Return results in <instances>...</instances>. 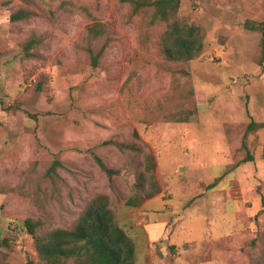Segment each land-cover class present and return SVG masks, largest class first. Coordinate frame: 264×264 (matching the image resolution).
<instances>
[{
  "label": "rangeland",
  "instance_id": "1",
  "mask_svg": "<svg viewBox=\"0 0 264 264\" xmlns=\"http://www.w3.org/2000/svg\"><path fill=\"white\" fill-rule=\"evenodd\" d=\"M17 9L30 14L10 21ZM129 12L121 0H0V264H45L17 224L40 218L42 238L99 193L134 264H264L263 127L246 135L253 160L240 162L247 122H264V0H180L177 19L204 44L185 61L163 56L165 25L150 10ZM94 21L105 34L89 39ZM102 45L92 69L86 48ZM142 152L159 191L131 206Z\"/></svg>",
  "mask_w": 264,
  "mask_h": 264
},
{
  "label": "trees",
  "instance_id": "2",
  "mask_svg": "<svg viewBox=\"0 0 264 264\" xmlns=\"http://www.w3.org/2000/svg\"><path fill=\"white\" fill-rule=\"evenodd\" d=\"M129 5V14L134 16L139 12L150 10L149 22H162L165 27L161 32L159 45L163 56L168 60L185 61L198 55L203 49V37L197 26L180 22L176 12L180 0H121ZM30 12L25 9H17L10 13L9 20L17 21L29 16ZM255 28L254 25H249ZM261 36L259 42L260 61L264 57V23L259 27ZM104 22L94 21L87 27L89 39H96L105 34ZM104 45L98 50L87 47L89 65L92 69L98 66L103 54ZM264 128V122H256L252 118L247 122L240 148L245 150L240 162L253 160L249 152L245 137L249 132L258 128ZM102 144H114L117 148H128L141 151L133 144L105 140ZM144 161L142 172L137 182L132 184L140 195H129L125 203L136 205L146 199L155 196L159 186L154 178V158L147 152H142ZM264 158V141L261 150ZM93 158L100 169L111 178L117 174V170L108 168L102 159L93 154ZM58 161H52L43 173L42 179L50 185L57 183L54 174ZM147 183V185H144ZM213 187L212 184L207 189ZM42 220L40 218L26 217L17 224L18 230L36 238V252L45 264H134L135 245L126 231L120 227L115 219L113 211L109 207V197L99 193L89 199L80 211L78 217L68 228H53L45 231L44 236L39 238L42 231Z\"/></svg>",
  "mask_w": 264,
  "mask_h": 264
},
{
  "label": "crops",
  "instance_id": "3",
  "mask_svg": "<svg viewBox=\"0 0 264 264\" xmlns=\"http://www.w3.org/2000/svg\"><path fill=\"white\" fill-rule=\"evenodd\" d=\"M153 197H154V196H153ZM153 197H151V198H153ZM151 198H149L148 200L146 199V201H145L144 203L142 202V204L145 206L147 203H149V202L151 201V200H150ZM153 200H154V199H153ZM164 201H165V200H164ZM144 206H143V207H144Z\"/></svg>",
  "mask_w": 264,
  "mask_h": 264
}]
</instances>
